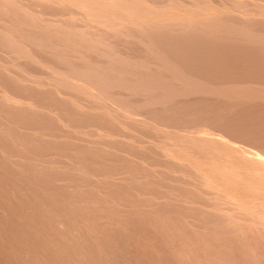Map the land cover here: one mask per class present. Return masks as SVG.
Segmentation results:
<instances>
[{
	"label": "bare ground",
	"instance_id": "1",
	"mask_svg": "<svg viewBox=\"0 0 264 264\" xmlns=\"http://www.w3.org/2000/svg\"><path fill=\"white\" fill-rule=\"evenodd\" d=\"M0 264H264V0H0Z\"/></svg>",
	"mask_w": 264,
	"mask_h": 264
},
{
	"label": "rangeland",
	"instance_id": "2",
	"mask_svg": "<svg viewBox=\"0 0 264 264\" xmlns=\"http://www.w3.org/2000/svg\"><path fill=\"white\" fill-rule=\"evenodd\" d=\"M237 145V144H236ZM244 145V144H243ZM242 144H238L237 146H239L240 148L242 147V148H244V149H249L248 147H246V146H243Z\"/></svg>",
	"mask_w": 264,
	"mask_h": 264
}]
</instances>
